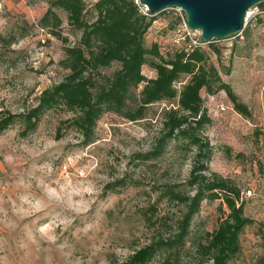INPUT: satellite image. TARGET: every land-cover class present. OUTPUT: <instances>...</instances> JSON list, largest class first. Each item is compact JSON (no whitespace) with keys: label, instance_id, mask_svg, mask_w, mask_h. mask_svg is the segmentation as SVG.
Returning <instances> with one entry per match:
<instances>
[{"label":"rangeland","instance_id":"obj_1","mask_svg":"<svg viewBox=\"0 0 264 264\" xmlns=\"http://www.w3.org/2000/svg\"><path fill=\"white\" fill-rule=\"evenodd\" d=\"M45 9L28 5L27 0H0V35H18L22 19L36 23ZM164 11L145 34V44L158 43L162 53L176 44L181 24L174 29L166 15L171 9ZM62 18V33L73 43L79 33L67 26L63 14ZM233 43L238 47L234 53ZM215 45L221 57L211 53V62L229 68L221 78L249 107L252 119L235 113L224 92L205 96L201 91L212 119L203 130L212 147L207 165L240 187L245 214L254 219L241 234L240 253L229 264H253L264 252V143L255 139L256 131L264 133V22L257 21L247 39L229 37ZM62 48L61 41L38 28L10 46H0V110L19 113L35 95L58 82L65 73L57 65ZM142 73L155 75L146 66ZM175 106V101L155 103L138 122L104 114L94 141L85 147L71 130L55 138L60 121L71 116L61 108L43 115L25 138L19 135L18 123L0 135V264H115L148 243L152 230L141 210L156 198L155 185L183 183L191 154L171 143L169 152L148 168H135L132 156L151 146L161 131L163 111ZM236 153L244 156L236 158ZM130 176L138 179L137 187L104 192L107 183ZM246 188L251 195L243 194ZM218 205L202 202L192 221V235L215 227L221 215ZM161 207V214L179 211ZM150 264H161V259ZM180 264L198 263L193 254H185Z\"/></svg>","mask_w":264,"mask_h":264},{"label":"trees","instance_id":"obj_2","mask_svg":"<svg viewBox=\"0 0 264 264\" xmlns=\"http://www.w3.org/2000/svg\"><path fill=\"white\" fill-rule=\"evenodd\" d=\"M136 1L95 0L87 4L85 0H27L28 5H44L45 11L36 23L22 19L18 35H0V46L16 43L34 28L45 30L63 44L57 65L65 73L35 95L23 111L0 110V135L18 123L19 135L25 138L37 129L43 115L61 108L71 116L60 121L55 138L71 130L79 134L80 144L85 147L94 141L97 122L104 114L138 122L146 117L151 105L175 101V107L163 111L159 135L146 151L134 153L132 161L135 168L155 166L174 143L185 155L191 154V167L182 184L155 185L156 198L141 210L143 221L152 230L149 242L115 264H150L156 259H161V264H180L185 254H193L198 264H229L240 253L241 234L254 224V219L245 214L240 187L208 168L212 147L203 137V130L212 119L201 91L205 96L224 92L233 111L244 119H252L251 110L222 80L221 74L227 75L229 68L211 62V53L218 60L221 57L217 40L189 52L188 41L180 40L162 53L158 43L145 44V34L165 11L144 14ZM256 6L264 11L263 2ZM173 11L166 15L175 29L180 19ZM62 14L67 26L79 33L73 43L62 33ZM257 21L264 22V13L256 14L240 35L231 37L247 39ZM237 48L233 43L232 53ZM144 66L155 75L145 76ZM255 139L264 143V133L256 131ZM243 156L235 154L236 158ZM128 185L137 187L139 181L133 176L123 177L107 183L104 192ZM203 201H218L221 215L212 230L201 229L192 235V221ZM162 204L179 211L161 214ZM253 264H264V252Z\"/></svg>","mask_w":264,"mask_h":264},{"label":"water","instance_id":"obj_3","mask_svg":"<svg viewBox=\"0 0 264 264\" xmlns=\"http://www.w3.org/2000/svg\"><path fill=\"white\" fill-rule=\"evenodd\" d=\"M264 0H138L150 15L178 8L190 30L200 32L204 42L223 40L240 33L248 10Z\"/></svg>","mask_w":264,"mask_h":264},{"label":"built area","instance_id":"obj_4","mask_svg":"<svg viewBox=\"0 0 264 264\" xmlns=\"http://www.w3.org/2000/svg\"><path fill=\"white\" fill-rule=\"evenodd\" d=\"M136 3L139 4L138 0L136 1ZM140 8H141V11L144 14L148 13L147 10L144 7L140 6ZM168 9L174 10L175 14H177V16L180 18L181 24H180L179 28L176 30L177 41H180V40H187L188 41L187 47H186V51L189 52V51H191L194 48L204 47L206 42H204V41H202L200 39V32L199 31H195V30H190L187 27L185 15L182 12V10H180L178 8H168ZM258 13H264V11H258V9L256 7H253L250 10H248L246 12L245 18H244L245 25L247 24L248 21L253 20L254 17L256 16V14H258ZM245 25H244V27H245ZM240 33H238L236 35L238 36V35H240ZM219 109L221 111H224L225 107L220 106ZM251 194H252V191L250 189H248L245 192V195H251Z\"/></svg>","mask_w":264,"mask_h":264}]
</instances>
